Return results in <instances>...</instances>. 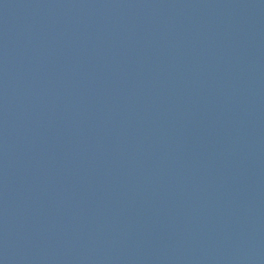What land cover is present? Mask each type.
<instances>
[{"label":"water","instance_id":"95a60500","mask_svg":"<svg viewBox=\"0 0 264 264\" xmlns=\"http://www.w3.org/2000/svg\"><path fill=\"white\" fill-rule=\"evenodd\" d=\"M0 264H252L216 0H0Z\"/></svg>","mask_w":264,"mask_h":264}]
</instances>
